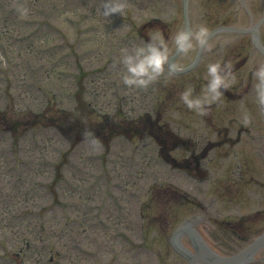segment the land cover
<instances>
[{
    "label": "rangeland",
    "instance_id": "rangeland-1",
    "mask_svg": "<svg viewBox=\"0 0 264 264\" xmlns=\"http://www.w3.org/2000/svg\"><path fill=\"white\" fill-rule=\"evenodd\" d=\"M243 1L252 24L263 17L264 0H189L191 29L247 26ZM107 2L0 0V264H189L172 244L183 224L224 255L264 232V54L252 35L221 32L193 70L167 64L133 87L122 49L160 33L173 55L184 0H126L105 17ZM217 61L235 83L190 109L181 94L202 95ZM181 241L197 253L187 231Z\"/></svg>",
    "mask_w": 264,
    "mask_h": 264
},
{
    "label": "clouds",
    "instance_id": "clouds-1",
    "mask_svg": "<svg viewBox=\"0 0 264 264\" xmlns=\"http://www.w3.org/2000/svg\"><path fill=\"white\" fill-rule=\"evenodd\" d=\"M127 8L126 0H108L103 9L105 17L112 13L121 14ZM28 9L21 10L22 15H27ZM209 37V27L200 23L192 29L180 28L172 40L176 49L188 54L197 45L203 47L207 45ZM170 48L168 42L160 33L151 35V39L131 49H122V55L117 58L119 63L124 65L123 80L129 86L147 87L153 81L165 75L166 65L169 62ZM171 76V71L168 72ZM259 83L257 85L258 103L264 106V70L258 73ZM207 87L202 95H194L192 88H187L181 98L190 108L204 113L206 105L218 101L224 89H228L235 83V75L231 70V65L213 62L207 65Z\"/></svg>",
    "mask_w": 264,
    "mask_h": 264
},
{
    "label": "water",
    "instance_id": "water-1",
    "mask_svg": "<svg viewBox=\"0 0 264 264\" xmlns=\"http://www.w3.org/2000/svg\"><path fill=\"white\" fill-rule=\"evenodd\" d=\"M185 16H186V22H187V26H188L187 13H186V3H185ZM221 29H224V28H218V29L213 30L209 34V37L212 34H214L215 32H217V31H219ZM226 29H236V30H240L238 28H229V27H226ZM262 50H263V48H262ZM180 52L181 51L178 50V52L174 56H172L171 61H170V64H173L174 63L177 55ZM199 57H200V54H198V57H197L195 63H197ZM263 245H264V235L260 239H258L255 243H253L252 245H250L248 248L244 249L240 253H238V254H236L234 256H231V257L221 258V261L218 264H234V263L240 261L243 258H247L248 259L250 257V255L254 252V250H256L258 247L263 246ZM199 259H200V257H193L191 259L192 260V264H197V260H199Z\"/></svg>",
    "mask_w": 264,
    "mask_h": 264
}]
</instances>
